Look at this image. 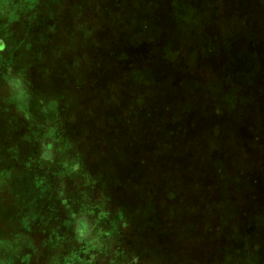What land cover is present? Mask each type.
Masks as SVG:
<instances>
[{
  "label": "rangeland",
  "instance_id": "rangeland-1",
  "mask_svg": "<svg viewBox=\"0 0 264 264\" xmlns=\"http://www.w3.org/2000/svg\"><path fill=\"white\" fill-rule=\"evenodd\" d=\"M0 244L264 264V0H0Z\"/></svg>",
  "mask_w": 264,
  "mask_h": 264
},
{
  "label": "clouds",
  "instance_id": "clouds-1",
  "mask_svg": "<svg viewBox=\"0 0 264 264\" xmlns=\"http://www.w3.org/2000/svg\"><path fill=\"white\" fill-rule=\"evenodd\" d=\"M0 247L7 248L9 246H5V245L0 244ZM0 264H12V262L10 260L9 261H4L3 259H0Z\"/></svg>",
  "mask_w": 264,
  "mask_h": 264
}]
</instances>
